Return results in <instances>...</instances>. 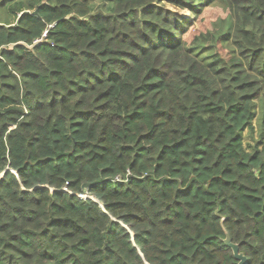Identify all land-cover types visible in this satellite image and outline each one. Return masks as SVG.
I'll use <instances>...</instances> for the list:
<instances>
[{"label":"trees","instance_id":"obj_1","mask_svg":"<svg viewBox=\"0 0 264 264\" xmlns=\"http://www.w3.org/2000/svg\"><path fill=\"white\" fill-rule=\"evenodd\" d=\"M93 2L0 0V264H264V0Z\"/></svg>","mask_w":264,"mask_h":264},{"label":"rangeland","instance_id":"obj_2","mask_svg":"<svg viewBox=\"0 0 264 264\" xmlns=\"http://www.w3.org/2000/svg\"><path fill=\"white\" fill-rule=\"evenodd\" d=\"M93 9L95 10L100 6L99 0H94ZM184 14V13H183ZM223 8L222 4L215 2L210 7L203 9L197 15H187L185 16L191 20V26L187 28L182 37L183 39L190 44L193 41V38L201 33L212 32L213 27L216 23H219L221 20H226L228 16ZM253 133L249 131L244 132L243 144L244 146H254L255 142L259 141L260 132L258 123L254 121L253 123Z\"/></svg>","mask_w":264,"mask_h":264},{"label":"water","instance_id":"obj_3","mask_svg":"<svg viewBox=\"0 0 264 264\" xmlns=\"http://www.w3.org/2000/svg\"><path fill=\"white\" fill-rule=\"evenodd\" d=\"M37 14H38V8L36 11L33 12L34 16H36ZM222 230L224 231V234H225L223 243L227 248L232 250L233 257L237 261V264H247V261H248L247 258L242 252H240L238 246L232 243L229 232L226 231L224 227H222Z\"/></svg>","mask_w":264,"mask_h":264},{"label":"built area","instance_id":"obj_4","mask_svg":"<svg viewBox=\"0 0 264 264\" xmlns=\"http://www.w3.org/2000/svg\"><path fill=\"white\" fill-rule=\"evenodd\" d=\"M64 190H66V189H64ZM67 191V190H66ZM81 198H83V199H92L91 197H89V196H87V195H81Z\"/></svg>","mask_w":264,"mask_h":264}]
</instances>
